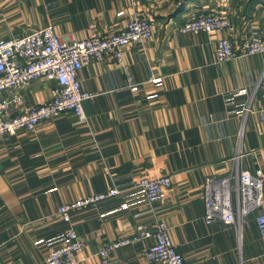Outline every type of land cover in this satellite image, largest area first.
<instances>
[{"label":"crops","instance_id":"1","mask_svg":"<svg viewBox=\"0 0 264 264\" xmlns=\"http://www.w3.org/2000/svg\"><path fill=\"white\" fill-rule=\"evenodd\" d=\"M136 11L152 20L153 37L124 47L121 63L92 59L78 73L92 93L86 122L65 112L34 132L0 137V264H45L65 240L57 207L111 187L116 195L71 214L85 243L75 264H99L102 243L158 220L185 264H264L255 213L239 228L206 223L202 200L208 175H264V98L256 91L264 54L215 62L220 37L264 36V0H0V42L47 25L64 38L118 31ZM207 12L226 14L231 26L176 28ZM52 87L44 79L24 85V104L49 100ZM162 174L172 186L149 203L135 181ZM152 241L117 248L108 264H150L141 249Z\"/></svg>","mask_w":264,"mask_h":264},{"label":"built area","instance_id":"2","mask_svg":"<svg viewBox=\"0 0 264 264\" xmlns=\"http://www.w3.org/2000/svg\"><path fill=\"white\" fill-rule=\"evenodd\" d=\"M230 26L226 14L207 12L185 19L176 28L182 33H210ZM152 37V20L145 12L136 11L118 31L97 32L86 37L72 34L64 38L47 25L0 42V137L20 130L34 132L40 122L65 112L73 113L78 122H86L83 104L92 93L81 88L80 69L92 59L121 63L124 47ZM254 54H264V36L258 33L245 32L236 43L229 37H220L216 42V63ZM36 79L53 83L51 98L42 103L24 104L21 88ZM256 91L264 98V69ZM248 109L249 106L245 107L246 111ZM135 185L143 189L149 203H154L166 196L172 182L167 174L142 175ZM263 186L264 175L247 169L223 176H206L202 190L204 220L206 223L220 220L239 228L244 217L255 213L257 228L264 235ZM117 193L118 190L111 187L60 204L56 215L67 224L65 240L46 254L45 264H75L85 243L74 227L72 212ZM150 238L152 243L141 249L150 264H185L183 254L176 249L167 225L161 220L152 226L137 225L102 243L98 250L99 264H108L111 253L117 248Z\"/></svg>","mask_w":264,"mask_h":264}]
</instances>
